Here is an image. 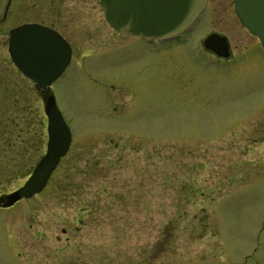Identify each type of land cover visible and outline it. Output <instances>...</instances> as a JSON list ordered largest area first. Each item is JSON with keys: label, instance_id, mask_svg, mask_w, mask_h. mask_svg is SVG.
Returning <instances> with one entry per match:
<instances>
[{"label": "rangeland", "instance_id": "obj_1", "mask_svg": "<svg viewBox=\"0 0 264 264\" xmlns=\"http://www.w3.org/2000/svg\"><path fill=\"white\" fill-rule=\"evenodd\" d=\"M210 33L252 45L212 1L136 62L116 65L120 44L74 52L52 85L69 149L39 193L0 207V264H264V111L224 91ZM33 102L10 118L44 123ZM25 156L16 173L1 158L0 196L24 184L36 162Z\"/></svg>", "mask_w": 264, "mask_h": 264}, {"label": "flooded vegetation", "instance_id": "obj_2", "mask_svg": "<svg viewBox=\"0 0 264 264\" xmlns=\"http://www.w3.org/2000/svg\"><path fill=\"white\" fill-rule=\"evenodd\" d=\"M2 1L3 7L0 13V103L2 104H0V111L4 112L5 116L0 118L2 123L0 130L5 137L0 140L2 151L0 161L1 158L3 161L6 159L8 167L15 172L19 163L24 161V159H20L21 157L28 158L25 156L28 154L35 159L36 164L45 153L47 143L46 104L53 96V82L42 89L36 86L14 65L8 52L10 32L13 29L24 24L34 23L54 30L65 40L70 49V57L57 79L69 75L72 71L70 70L71 59L76 50L82 49L83 51L93 52L106 48L107 44H120V46H112L114 47L117 65L121 64L122 60L127 57L130 62H136L139 54L151 55L154 42L161 43L165 41L145 40L136 36H123L116 33L109 28L104 20V11L100 6V0ZM212 1L215 2V13H230L231 8H233L232 0H206L205 7ZM242 28L250 36L252 45H247L250 47L246 49V44H239L240 47L234 44L233 47L229 48L228 41L225 38L227 56H218L216 53L208 52L215 59V71L222 72L221 75L229 78V82L233 83L227 88L223 86L224 91L238 88L241 92L240 95H243V108L250 107L251 109L256 104H260L262 105L260 111H264V101L262 100L264 96L253 97V93H251L252 90L256 91L259 88H264V49L255 36L251 35L244 27ZM112 37H116V39L113 38L114 42H109ZM127 38H133V40L130 39L126 42L122 40ZM174 39H177V37ZM242 49H245L244 52L238 54L242 56H235L234 53ZM123 50H127L129 54H122ZM130 69L135 68L130 67ZM27 90L32 93L29 96L30 101H23V96ZM224 96L223 93L220 97L223 98ZM36 100L37 108L39 107L42 114L45 115L44 123L42 121L25 122L24 120L19 121L10 118L11 109L14 112L30 110L33 107V101ZM26 105L28 106L26 107ZM52 173L53 171L50 176Z\"/></svg>", "mask_w": 264, "mask_h": 264}, {"label": "water", "instance_id": "obj_3", "mask_svg": "<svg viewBox=\"0 0 264 264\" xmlns=\"http://www.w3.org/2000/svg\"><path fill=\"white\" fill-rule=\"evenodd\" d=\"M206 0H100L104 18L110 28L123 36L146 39H168L185 30L199 15ZM239 23L255 35L264 48V0H233ZM206 49L225 56V40L208 35ZM9 56L14 65L40 88H45L64 68L69 57L66 42L53 30L36 24H25L10 32ZM48 142L44 156L26 182L0 197V203L11 205L20 198L39 192L49 174L68 148L70 133L56 108L48 104Z\"/></svg>", "mask_w": 264, "mask_h": 264}, {"label": "bare ground", "instance_id": "obj_4", "mask_svg": "<svg viewBox=\"0 0 264 264\" xmlns=\"http://www.w3.org/2000/svg\"><path fill=\"white\" fill-rule=\"evenodd\" d=\"M70 134H71V132H70Z\"/></svg>", "mask_w": 264, "mask_h": 264}]
</instances>
